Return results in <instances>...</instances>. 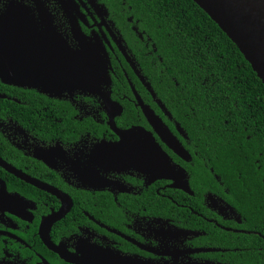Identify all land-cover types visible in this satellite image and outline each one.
Returning <instances> with one entry per match:
<instances>
[{
    "label": "flooded vegetation",
    "instance_id": "obj_1",
    "mask_svg": "<svg viewBox=\"0 0 264 264\" xmlns=\"http://www.w3.org/2000/svg\"><path fill=\"white\" fill-rule=\"evenodd\" d=\"M41 1L60 41L80 51L62 0ZM12 4L37 20L35 0H0V14ZM72 5L66 6L86 39L104 47L107 57L97 49L109 60L111 81L99 86L104 93L53 96L0 80V264H77L50 246L81 264H244V253L258 249L242 240L252 231L190 127L156 92L163 70L155 81L145 74L144 60L152 72L158 68L152 39L130 7L123 9L124 30L105 0ZM30 41L39 51L50 47L47 38ZM144 105L182 154L149 123ZM163 169L172 177L157 174Z\"/></svg>",
    "mask_w": 264,
    "mask_h": 264
},
{
    "label": "trees",
    "instance_id": "obj_2",
    "mask_svg": "<svg viewBox=\"0 0 264 264\" xmlns=\"http://www.w3.org/2000/svg\"><path fill=\"white\" fill-rule=\"evenodd\" d=\"M105 1L119 28L129 29L125 16L131 15L152 39L158 68L152 72L144 60L145 74L155 81L163 70L156 92L179 124L190 127L252 231L242 240L258 249L245 251L244 264H264V84L193 0Z\"/></svg>",
    "mask_w": 264,
    "mask_h": 264
},
{
    "label": "water",
    "instance_id": "obj_3",
    "mask_svg": "<svg viewBox=\"0 0 264 264\" xmlns=\"http://www.w3.org/2000/svg\"><path fill=\"white\" fill-rule=\"evenodd\" d=\"M67 1L74 6L73 0H62L61 4L69 15L71 27L79 41L80 51L72 49L64 39L60 41L61 35L57 32L54 17L41 0H35L37 20L31 14L32 11L22 5L12 4L0 14V80L3 83L38 89L53 96L61 90L72 93L77 89L93 94L104 93L99 86L109 85L111 81L108 73L109 60L103 58L97 49L98 47L107 57L104 47L100 42L96 45L86 39L68 10ZM193 1L237 46L264 84V0ZM35 24L36 29L33 26ZM41 29H47L48 33L37 31ZM30 30L36 31V35L30 36L28 34ZM30 37L43 43L47 38V44L50 45L47 52L35 49V43L30 41ZM40 55L44 57H39ZM143 109L149 123L169 136V139H166L164 134V141L178 154H182L183 150L179 144L171 139L167 128L150 107L144 105ZM125 143L127 142L124 141L118 147L125 149ZM144 147L148 149L149 146ZM149 165L145 163L144 167ZM160 173L162 177H172L167 174L166 169L157 174ZM50 247L67 262L82 263L59 248ZM106 260L109 261L105 259L101 263L110 264Z\"/></svg>",
    "mask_w": 264,
    "mask_h": 264
}]
</instances>
